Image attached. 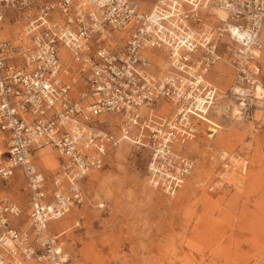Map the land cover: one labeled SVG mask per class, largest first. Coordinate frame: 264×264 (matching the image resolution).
<instances>
[{"label":"built area","instance_id":"built-area-1","mask_svg":"<svg viewBox=\"0 0 264 264\" xmlns=\"http://www.w3.org/2000/svg\"><path fill=\"white\" fill-rule=\"evenodd\" d=\"M9 16L25 35L0 38V179L19 172L28 200L0 197V264H74L50 222L122 142L147 150L149 186L175 195L197 164L190 141L228 121L264 127V0H0V30ZM221 57L224 97L209 75ZM44 146L56 171L38 166Z\"/></svg>","mask_w":264,"mask_h":264},{"label":"rangeland","instance_id":"rangeland-1","mask_svg":"<svg viewBox=\"0 0 264 264\" xmlns=\"http://www.w3.org/2000/svg\"><path fill=\"white\" fill-rule=\"evenodd\" d=\"M8 18L9 34L1 38L19 41L20 24ZM223 65L209 74L221 90L231 82ZM262 71L264 82V50ZM187 148L197 164L175 195L149 186L147 150L126 142L108 154L84 180V202L51 224L53 232L64 231L60 241L74 264H264V127L229 122L213 139L201 134ZM46 150L55 154L41 149L39 160ZM224 157L233 167L225 172L231 184L222 185ZM48 167L56 171L57 162ZM25 182L19 172L0 179V197L26 205ZM26 210L19 220L27 221Z\"/></svg>","mask_w":264,"mask_h":264},{"label":"bare ground","instance_id":"bare-ground-1","mask_svg":"<svg viewBox=\"0 0 264 264\" xmlns=\"http://www.w3.org/2000/svg\"><path fill=\"white\" fill-rule=\"evenodd\" d=\"M213 11L218 15V16H223L224 15V12L221 10V9H219V8H213ZM16 29V28H15ZM16 32V31H15ZM8 32L6 31V28H4V29H1L0 30V38L1 37H7L8 36ZM262 34L264 35V27H263V30H262ZM24 32L22 31V28H21V26H19V31H18V37H24ZM160 57H161V63H162V67H163V70H165L166 68H167V66H168V60L165 58V56H162V53L160 54ZM222 60L224 61V59H223V57H221L220 59H218L217 60V62H216V64L214 65V67L218 64L219 66H221V65H223V63H222ZM225 63V62H224ZM226 64V63H225ZM224 64V65H225ZM223 65V66H224ZM225 68L228 70V71H230V74H231V79H230V81H232V78H233V75H232V70H231V68L226 64L225 65ZM220 74L221 75H223V72H220ZM258 89H260V87H258ZM225 90H226V88L224 89V90H221V89H219V94L222 96V97H224V92H225ZM164 109L167 111V112H169V111H171V109H172V105L170 104V103H168V102H165L164 103ZM228 123H229V121H228ZM122 143H126V142H122ZM121 143V144H122ZM44 148H51L50 146H44V147H42V148H40L37 152L39 153V151L41 150V149H44ZM51 149H53V148H51ZM53 150H55V149H53ZM43 153V155H42V157H41V159L39 160L38 158H36L37 159V163H38V166L39 167H41V168H43V169H48V168H50V167H48V165H54L56 162H57V167H58V163H59V159H58V154H57V152H56V150H55V154L54 153H52L51 151H49V150H46V151H42ZM49 154V155H48ZM225 154V153H224ZM235 159V158H234ZM236 160V159H235ZM43 161V162H42ZM44 163V164H43ZM46 167H48V168H46ZM235 165V164H234ZM236 166V165H235ZM51 170V169H50ZM243 171V170H242ZM237 180H238V182H242V178L240 177H237ZM100 206H102V204L100 205ZM71 211H73V210H71ZM70 211V212H71ZM69 212V213H70ZM68 213V214H69ZM67 214V215H68ZM66 215V216H67ZM62 219V218H61ZM61 219H59V220H61ZM59 220H54V221H51L50 222V227H49V231L50 232H52V233H55V232H53L52 231V229H51V224L53 223V222H56V221H59ZM28 226V222L27 221H25V223H24V227H27ZM64 232V231H63ZM63 232H59V233H55V234H58V235H62L63 234ZM35 263V262H34ZM24 264H33L32 262H31V260H26L25 262H24ZM36 264V263H35Z\"/></svg>","mask_w":264,"mask_h":264},{"label":"crops","instance_id":"crops-1","mask_svg":"<svg viewBox=\"0 0 264 264\" xmlns=\"http://www.w3.org/2000/svg\"><path fill=\"white\" fill-rule=\"evenodd\" d=\"M50 149V148H49ZM43 162V161H42ZM44 164V163H43ZM45 166V165H44ZM46 167V166H45ZM47 168V167H46Z\"/></svg>","mask_w":264,"mask_h":264}]
</instances>
